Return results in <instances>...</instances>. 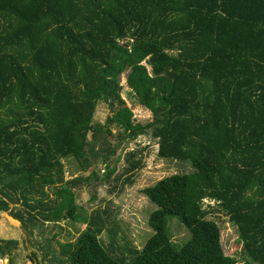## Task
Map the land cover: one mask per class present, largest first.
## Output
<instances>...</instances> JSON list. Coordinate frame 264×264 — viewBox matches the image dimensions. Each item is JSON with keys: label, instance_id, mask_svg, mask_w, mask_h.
<instances>
[{"label": "trees", "instance_id": "trees-1", "mask_svg": "<svg viewBox=\"0 0 264 264\" xmlns=\"http://www.w3.org/2000/svg\"><path fill=\"white\" fill-rule=\"evenodd\" d=\"M127 69L147 124L123 99ZM113 127L122 140L150 132L161 158L193 172L143 189L153 234L130 263L102 245L96 213L61 249L66 264H264V0H0V213L28 229L49 189L62 203L46 218L79 221L63 161L89 168L101 139L107 158ZM214 212L238 230L243 261L224 253ZM174 218L186 243L169 232Z\"/></svg>", "mask_w": 264, "mask_h": 264}, {"label": "rangeland", "instance_id": "rangeland-1", "mask_svg": "<svg viewBox=\"0 0 264 264\" xmlns=\"http://www.w3.org/2000/svg\"><path fill=\"white\" fill-rule=\"evenodd\" d=\"M129 72L130 69H127L119 79L120 85L123 86V99L134 114V123L144 125L151 122L153 117L147 109L138 105L128 87ZM109 116L111 114L108 105L101 103L94 123L105 125ZM111 129L115 136L108 139L112 150L107 158L104 157V152L108 144L101 139L96 143V150L102 147L104 152L99 156H96V152L89 154V168L82 169L81 162L74 158L63 161L67 181L78 179L74 193L75 204L79 208V221L74 222L64 216L60 220H55L51 215L50 219L46 218L49 212L56 210L62 203L49 189V199L45 200L44 208L50 211L46 210L38 216L37 223H29L28 229H22L19 224L12 222L9 212L0 213V264H35L37 261L43 264H61L66 260L61 249L64 245L75 242L87 228L85 221L96 213L105 223L100 242L104 247H110L116 258H124L130 263L135 258L134 252L145 248L153 234L148 224L149 217L157 207L143 195V189L168 176L191 173L193 169L188 163L161 158L158 155V140L150 132L136 140H122L118 136L119 130L114 127ZM90 140H93L92 136ZM133 151L136 155L130 159L129 155ZM137 161H141L142 168L130 171L132 162ZM109 170L113 172L106 178ZM9 208L17 210L12 206ZM16 208L24 210L26 214L29 212L24 207ZM208 208H215L214 203L205 201L204 209ZM103 210H106V213H103ZM209 220L221 230L224 253L243 261L245 258L239 233L229 218L222 212H214L210 214ZM169 227L174 241L183 244L189 240L188 231L178 219H171ZM7 241L14 242L7 244ZM2 249L5 251L2 252Z\"/></svg>", "mask_w": 264, "mask_h": 264}]
</instances>
